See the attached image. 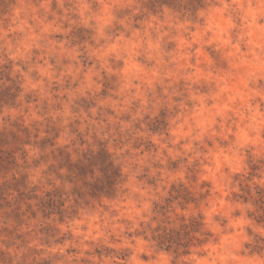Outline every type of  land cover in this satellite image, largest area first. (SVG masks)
I'll return each instance as SVG.
<instances>
[{"label": "rangeland", "instance_id": "374dc122", "mask_svg": "<svg viewBox=\"0 0 264 264\" xmlns=\"http://www.w3.org/2000/svg\"><path fill=\"white\" fill-rule=\"evenodd\" d=\"M0 131V264H264V0H0ZM57 148L106 150L116 196ZM198 216L202 245L150 240Z\"/></svg>", "mask_w": 264, "mask_h": 264}, {"label": "trees", "instance_id": "16d2710c", "mask_svg": "<svg viewBox=\"0 0 264 264\" xmlns=\"http://www.w3.org/2000/svg\"><path fill=\"white\" fill-rule=\"evenodd\" d=\"M18 131L25 132L26 129ZM9 135L15 141L20 140L21 142V138L17 133L10 132ZM7 139L8 135L4 131H0V179L4 180L0 184L1 200H5L4 194L6 191L10 190V182L6 179V176L13 168L12 165L15 163V158L13 155L11 153L5 152L2 149L3 144H8ZM48 142V139H43L39 142L35 141L33 144L37 146L40 151L44 152L48 146ZM50 146H53V144H50ZM57 151L58 156L63 158L62 160L64 161V165L62 167L65 166L67 168L71 177L81 181L83 192L86 195L98 199H113L116 196L121 185L123 184V176L119 167L115 164L114 159H112L111 155H109L106 150L101 149L97 152L89 151L88 153L83 154L81 157H78L75 161H72L71 154L64 149L57 148ZM26 178L27 176H23L19 183H25ZM12 180L18 182L14 176L12 177ZM256 194L258 196L256 202H261L264 196V189H257ZM50 195V193L47 194V196ZM19 196L21 198H24L25 196H28L27 198L29 199L31 198L24 191H20ZM179 198H181L185 204L193 201L191 198L187 199V197H185L180 191H178L173 197V200H178ZM167 201L170 203L172 200ZM38 206L39 210H41L43 213L48 212L49 214L53 213L52 211L58 207L55 201L51 198L41 201ZM60 206H62V204H60ZM159 207L160 209L165 208L163 206ZM202 228L203 222L201 216L192 217L188 222L183 218L179 228L173 226L169 228L166 226H158L152 229L150 240L155 243L157 247L160 249L164 248L165 250H169L173 246L176 248H188L193 244L191 243L193 241L196 243V245L200 246L205 241L202 236L210 235L209 233L203 232ZM184 253L188 254L189 252L186 250ZM0 258H3L4 262H12V258L10 256L7 257L6 254L2 252H0Z\"/></svg>", "mask_w": 264, "mask_h": 264}]
</instances>
